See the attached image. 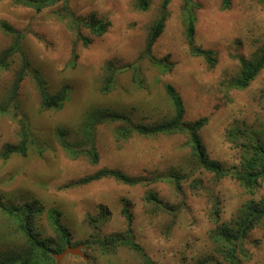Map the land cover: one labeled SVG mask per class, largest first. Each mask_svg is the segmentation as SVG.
Here are the masks:
<instances>
[{"label": "rangeland", "instance_id": "374dc122", "mask_svg": "<svg viewBox=\"0 0 264 264\" xmlns=\"http://www.w3.org/2000/svg\"><path fill=\"white\" fill-rule=\"evenodd\" d=\"M134 2L69 0L67 7L76 18L84 22L96 18L109 24L103 35L95 36L63 18V3L36 12L13 0L0 1V24L5 22L24 35L22 46L30 69L42 75L49 93L56 94L65 86L70 89V98L61 110H44L29 74L18 91L20 110L11 107L0 114V203L11 207L37 202L39 212L33 227L41 239L54 237L49 217L54 211L70 233L73 247L97 237L109 240L124 236L132 229L133 239L154 264H199L209 258L211 264H228L218 256L217 244L211 239L216 227L213 204L219 203L220 223L231 224L243 205L264 199V183L249 195L233 178L217 179L197 167L186 137L180 134H133L120 139L116 131L121 123L98 125L94 149L99 160L95 164L83 152L73 157L65 151L57 131L66 132L68 142L83 151L89 144L81 128L92 111H118L133 124L161 121L172 115L164 89L170 84L183 100L186 122L207 118L199 135L208 157L226 169L238 167L243 162V139L231 133L264 130V70L246 90L231 89L228 83L239 73L240 59H252L264 47V0H232L226 9L223 0H193L199 5L194 44L215 53L213 67L190 54L184 1L172 0L165 28L151 52L157 59L167 57L172 64L167 73H160L143 57L150 27L162 11V0H149L146 12L137 10ZM78 33L90 42L78 39ZM12 42L13 37L0 29V53ZM108 62L122 72L114 89L103 94ZM21 67V58L16 56L8 70L0 69V103L8 101ZM21 115L43 152L29 144L26 156L2 159L5 145L22 141ZM101 169L145 181L134 187L114 179L78 184ZM172 172L183 176L179 191L174 184L155 181L157 175ZM149 193L174 207L175 215L157 211L156 204L146 201ZM124 206L132 215L130 225L122 214ZM101 208L108 211L102 219ZM25 240L18 225L0 209V254L20 251ZM243 244L249 255L241 264H264L262 228L249 232ZM83 252L87 260L68 255L62 264H142L139 254L125 247L106 256L96 246H86Z\"/></svg>", "mask_w": 264, "mask_h": 264}, {"label": "trees", "instance_id": "16d2710c", "mask_svg": "<svg viewBox=\"0 0 264 264\" xmlns=\"http://www.w3.org/2000/svg\"><path fill=\"white\" fill-rule=\"evenodd\" d=\"M2 1V0H0ZM16 4H21L25 7L34 9L36 12H41L49 6L59 3L64 4V19H69V24L72 23L77 27H85L89 29L95 36L103 35L109 24L100 19L90 18L86 22L81 21L69 11L67 4L69 0H13ZM184 7V23L186 26V38L189 44V52L194 57H201L211 64V67L217 63L216 55L213 51L203 50L194 44L195 27L197 17L195 11L199 5L193 0H183ZM172 0H162V11L160 16L149 30V36L146 42L144 58H147L150 65L155 67L160 73L172 71V64L168 62L167 57L157 59L151 56L152 48L158 37L162 34L167 21V8ZM232 0H223V7L226 9L230 6ZM134 6L137 10L146 12L149 10V0H135ZM76 27V28H77ZM0 29L6 34L13 37L12 44L0 53V69L8 70L13 59L18 56L21 58L22 67L15 76L12 90L8 101L0 103V114H6L13 107L19 111L18 91L20 85L27 75H31L34 79L40 96L41 108L44 110H61L70 98V89L62 87L56 94H50L46 85V81L38 71L30 69V64L23 49L24 35L8 25L5 22L0 24ZM78 39L85 43L90 40L83 38L81 33H78ZM240 71L229 83V87L235 90H246L257 76L264 70V47L261 48L252 59H240ZM105 69V78L102 81L101 92L108 94L111 92L116 83V77L122 72V69L108 62ZM107 74V75H106ZM134 81L138 78L134 74ZM168 102L172 108V115L161 121L152 124H133L129 117L121 112L113 110H95L92 111L81 128V135L87 139L86 145L88 148L83 150L71 144L67 140V133L63 130L57 131V137L63 149L73 157H77L83 152L89 157L93 163H98V154L94 149V137L96 126L106 123H121L117 129L116 135L120 139H128L133 134L143 137H154L159 135H177L185 136L187 139L186 145L191 150L192 158L196 161L197 167H201L207 172L213 173L217 179L231 177L237 181L249 195H254L255 191L264 183V130L260 132H248L246 130L232 131L231 135L236 139H243L240 144L242 148L243 162L238 167L233 169L224 168L219 162L211 160L208 157L206 148L200 138V131L207 124V118H201L193 123L184 120L185 107L183 100L176 89L166 84L164 86ZM19 115V114H17ZM20 129L22 141L18 145L8 144L3 147L1 153L2 159L8 160L12 155L19 154L26 156L29 144L37 146L39 153H42V146H38V141L32 136L28 121L24 115L20 116ZM89 142V143H88ZM82 154V153H81ZM101 179H114L115 181L126 186L134 187L143 184L145 179L130 177L127 174L111 170L101 169L95 174L85 177L78 182L79 185H85ZM162 181L174 184L177 191L180 190V182L183 176L179 173L172 172L169 174L157 175L155 181ZM195 189L198 188L195 181ZM213 199V198H212ZM146 201L156 204L157 211L172 213L175 215L176 209L163 203L156 194L149 193L146 196ZM0 209L11 218L24 234L26 240L23 248L18 252L0 254V264H56L55 254L62 253L68 246H71L70 233L60 223V220L55 214L50 212L51 228L54 233L53 238L41 239L39 234L34 231V219L39 212L38 203H25L21 206L3 207L0 203ZM107 209L101 208L99 217L102 219L107 217ZM122 214L130 225L132 215L127 206H124ZM212 221L216 225L212 231L211 239L217 244V253L222 260L228 264H241L243 259L248 258V252L244 248L243 240L249 232L260 227L264 230V199L259 202L249 201L243 205L239 211L237 219L231 224L220 223L219 203L216 201L212 207ZM94 221V220H93ZM92 221V222H93ZM86 246H96L100 254L106 256L114 254L119 247H125L139 254L142 259V264H154L149 256L144 252L142 247L133 239L132 229L128 230L124 236H115L109 240H103L102 237H97L96 240H87ZM211 258L200 261L199 264H211ZM217 264V263H216ZM219 264V263H218Z\"/></svg>", "mask_w": 264, "mask_h": 264}, {"label": "water", "instance_id": "95a60500", "mask_svg": "<svg viewBox=\"0 0 264 264\" xmlns=\"http://www.w3.org/2000/svg\"><path fill=\"white\" fill-rule=\"evenodd\" d=\"M85 245H78V246H68L62 253L55 254L54 258L56 260V264H62L64 258L68 255L79 256L87 260L86 254L83 252Z\"/></svg>", "mask_w": 264, "mask_h": 264}, {"label": "clouds", "instance_id": "9594fccd", "mask_svg": "<svg viewBox=\"0 0 264 264\" xmlns=\"http://www.w3.org/2000/svg\"><path fill=\"white\" fill-rule=\"evenodd\" d=\"M85 247H86V245H85Z\"/></svg>", "mask_w": 264, "mask_h": 264}]
</instances>
